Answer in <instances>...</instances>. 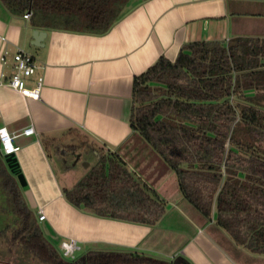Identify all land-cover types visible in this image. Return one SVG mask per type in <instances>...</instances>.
<instances>
[{
  "label": "crops",
  "instance_id": "1",
  "mask_svg": "<svg viewBox=\"0 0 264 264\" xmlns=\"http://www.w3.org/2000/svg\"><path fill=\"white\" fill-rule=\"evenodd\" d=\"M128 5L101 34L33 28L0 5V52H27L35 69L25 84L42 79L38 99L21 97L1 84L11 73L9 58L0 64V127L14 134L28 125L33 129L12 140L25 205L35 218L41 211L43 219L36 221L47 241L71 238L83 252L129 251L171 264H264L263 255L235 245L214 224L213 210L205 220L182 198L173 171L128 124L135 76L160 56L172 61L188 42L227 45L237 37L264 38V0H131ZM33 30L44 33L40 46L30 44ZM89 142L115 153L163 201L164 213L155 224L96 217L66 202L62 189L90 167L84 164L75 182H64L66 151L90 148Z\"/></svg>",
  "mask_w": 264,
  "mask_h": 264
},
{
  "label": "trees",
  "instance_id": "2",
  "mask_svg": "<svg viewBox=\"0 0 264 264\" xmlns=\"http://www.w3.org/2000/svg\"><path fill=\"white\" fill-rule=\"evenodd\" d=\"M130 1L0 0V5L16 17L29 12L33 28L101 34ZM128 124L173 171L186 202L205 220L213 210L214 224L235 245L264 256V38L237 37L227 45L192 41L172 61L158 57L132 80ZM235 124L248 141L232 135ZM5 163L12 175L20 174L12 156ZM61 192L77 209L135 224L153 225L165 210L155 192L109 151ZM14 213L10 229L7 224L0 230L5 264H171L141 253L95 249L69 260L43 237L18 193Z\"/></svg>",
  "mask_w": 264,
  "mask_h": 264
},
{
  "label": "built area",
  "instance_id": "3",
  "mask_svg": "<svg viewBox=\"0 0 264 264\" xmlns=\"http://www.w3.org/2000/svg\"><path fill=\"white\" fill-rule=\"evenodd\" d=\"M23 19H28L29 12H24L21 16ZM4 42V38L0 36V44ZM7 58L10 60V70L11 73L6 79V81L1 82L2 85L10 88L16 92L21 97L38 99V92L41 86V76H37L31 86L25 84V78L29 77L35 69L34 61L30 54L27 52L16 48L12 52H8L3 49L0 52V64L4 65L7 62ZM2 76V74H1ZM33 133V129L30 125L24 127L18 134L9 133L5 127H0V153L3 157L13 154L17 151L18 146L14 145L12 140L17 135H30ZM36 219L42 220L43 215L41 211L37 210ZM58 249L62 257L66 259H73L75 252L79 250L77 243L71 239H64L59 241Z\"/></svg>",
  "mask_w": 264,
  "mask_h": 264
},
{
  "label": "rangeland",
  "instance_id": "4",
  "mask_svg": "<svg viewBox=\"0 0 264 264\" xmlns=\"http://www.w3.org/2000/svg\"><path fill=\"white\" fill-rule=\"evenodd\" d=\"M129 6V5H127ZM232 135L240 141L246 142L248 141L247 136L245 135L243 129L239 124H235L232 127L231 130ZM90 148L86 149H79L71 148L70 151H66L65 155V161H64V168H63V174H64V182L71 183L75 182L77 178H79L83 172L86 170V167L84 164L89 163V165H93L94 162L97 160L98 156L101 154L106 153L107 151L104 150L100 145L98 144H92L89 142L88 145ZM93 149V150H92ZM68 152H74L73 155H71ZM88 168V167H87ZM0 169L4 170L3 173L0 170V230L3 231V227L8 224V229H10V223L12 222L15 213H14V200L17 193L23 199V193H22V186L19 185V183L16 180V176L12 175L8 169L6 168V163L4 161V157L0 153ZM14 180L15 183V193L10 191V184H9V176ZM2 183H5V185H2ZM15 195V196H14ZM25 203V202H24ZM7 229V231H8ZM49 243L57 250L58 249V243H54V241L48 240ZM1 252H4L3 246L0 247ZM83 252V249L77 250L75 252V255L81 254ZM155 258L161 259V257H158L157 255H150ZM64 258V257H63ZM0 264H5L0 262Z\"/></svg>",
  "mask_w": 264,
  "mask_h": 264
},
{
  "label": "water",
  "instance_id": "5",
  "mask_svg": "<svg viewBox=\"0 0 264 264\" xmlns=\"http://www.w3.org/2000/svg\"><path fill=\"white\" fill-rule=\"evenodd\" d=\"M44 33L42 31H38V30H33L31 32V41L30 44L34 45V46H40L41 45V40L43 38ZM11 156V154H9L8 156L4 157V161L7 162L9 157ZM16 180L19 183L20 186L24 185L23 179L21 177L20 174L16 175Z\"/></svg>",
  "mask_w": 264,
  "mask_h": 264
}]
</instances>
